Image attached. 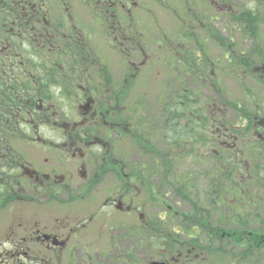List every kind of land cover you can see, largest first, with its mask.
Segmentation results:
<instances>
[{"label": "flooded vegetation", "instance_id": "obj_1", "mask_svg": "<svg viewBox=\"0 0 264 264\" xmlns=\"http://www.w3.org/2000/svg\"><path fill=\"white\" fill-rule=\"evenodd\" d=\"M231 1L0 0V264H231L232 254L248 264L252 248L264 264V177L257 219L230 217L247 212L254 185L242 168L247 145L264 154V104L249 100L240 113L216 90L234 77L247 97L246 80L264 95L263 50L257 60L241 51L234 74L232 40L217 32L216 23L231 26ZM199 31L223 50L219 58L201 49ZM153 83L159 106L148 108ZM199 86L218 101L185 109L184 97L201 100ZM202 111L206 159L229 192L198 218L189 202L178 209L173 181L184 185V163L198 160L184 125ZM224 158L238 171L222 167ZM232 244L244 245L240 255Z\"/></svg>", "mask_w": 264, "mask_h": 264}, {"label": "rangeland", "instance_id": "obj_2", "mask_svg": "<svg viewBox=\"0 0 264 264\" xmlns=\"http://www.w3.org/2000/svg\"><path fill=\"white\" fill-rule=\"evenodd\" d=\"M243 1V0H242ZM231 4L233 6V10L234 11H241V10H245V9H249L251 7H253V2L250 0H244L243 2H240L239 0H232ZM155 8L158 10V6L155 5ZM223 21V20H222ZM261 21L259 23V31H258V38L256 39V41H254L251 37H249V35L245 32V29L242 26H239V21L238 20H231V24H235L236 28H233V26H229L228 30H225V26L223 23H216V29L217 32L220 33V35L226 37L227 39H231L232 40V47H233V51H232V66L231 69L234 73V71H237V73H239L240 69L239 67L235 66V58L241 56L240 53L241 51L244 52L245 54H250L254 59H255V54L251 51V49H262L263 50V54H264V15L263 13H261ZM199 37H198V43L202 44L199 45L201 47V49H204L206 52H209L210 56L215 55L216 58H219V55L223 52V50L221 48L217 47V44H213L211 41H209L208 39L205 38V34L204 31H199L198 32ZM205 40V41H204ZM259 46H263V48H260ZM253 47V48H252ZM240 50V52H238ZM263 56V55H262ZM217 65H219L218 61L216 60ZM216 70H223V67H217ZM235 74V73H234ZM245 84H249L252 87V94L249 95L250 97H252L250 99V97H247L246 93H244L241 90L240 84L238 83V81L233 77V78H228L225 77L223 82L219 83L216 85V90L217 92H219L218 94L221 96V98H223L224 95L227 96L226 99L231 100V108L232 109H237V105H241L242 103H248V105L250 106L251 104H249V100H251L252 106H256L257 104H264V95H258L257 91L259 90V88H257L256 85H254L250 80H246ZM190 85L192 88H194V85L192 84H188ZM144 88V86H143ZM142 87H140V89H143ZM189 89H191L190 87H188ZM137 91H141V90H137ZM161 89H160V85L159 83H153L149 88H147V98L145 99V105L146 107L148 106V108H156V105H158V101H157V96L159 95ZM260 94V93H259ZM198 96H200L201 100L203 101H211L210 99H215V101H218L217 99H219V97L216 95V93L210 89V87H205V89H202L201 86L198 87V92L197 94ZM263 98V99H262ZM213 101V100H212ZM163 107V106H162ZM159 108V107H158ZM245 108H251V107H243ZM231 120L233 124H238L240 125L242 123L241 121V116L240 113H237L236 111H232L231 112ZM130 148V147H127ZM212 152V150L210 149L209 145H205L202 144L200 152ZM193 154V155H192ZM249 152L246 151V161L248 162V169H246V165H243V173H245V177L246 179H250V181L254 182V185L249 187V192L248 195H251L249 197H247V212H244L242 209L231 213L230 217L232 218H242V219H247V220H256L257 217L259 216V211H258V207L255 208L256 205H260L261 209H262V202L261 200H257L258 199V195L257 193L261 192V188L258 186L257 181L258 178L264 177V169L261 167L262 164H258V162H256V159L252 156H248ZM132 155H135L136 157L138 155H141L140 153H138L136 151V149L133 147L132 148ZM222 155V154H221ZM223 156V155H222ZM191 157H194V153H191ZM224 161L228 164V169L231 170L232 172H237L238 168H237V160L236 159H229V158H224ZM193 161H189V162H185L184 163V172H186L187 169H191V165ZM206 168L209 167V165H204ZM245 167V169H244ZM247 173V174H246ZM251 173V174H248ZM241 174V173H240ZM244 177V178H245ZM184 180V179H183ZM185 182V180H184ZM189 186H192L193 183L191 181H188ZM200 190L203 189V183L200 182L199 185ZM192 190V188L190 189ZM214 194V193H213ZM211 195L210 198H215L217 200V202L219 203V205L221 206L222 204V197L220 198H216V195ZM203 201L199 199V205L204 206L205 204H207V200L209 199V196L207 194H203ZM170 204L174 205L173 203L169 202ZM210 203V202H209ZM208 203V205H209ZM252 205V206H251ZM178 207V209H182L183 211H188L189 208H187V204L185 202L176 205ZM211 207V206H210ZM192 211V210H190ZM244 214V215H243ZM235 215H237L236 217H234ZM239 215L241 217H239ZM172 229L178 230L177 227H173ZM248 246L250 247V244H248ZM244 247L243 244H238V245H234L232 244V249L231 252L232 253H237L238 255H240L241 250ZM245 251V250H244ZM234 258L235 256L232 254V257H229L231 264H234ZM228 259V258H227Z\"/></svg>", "mask_w": 264, "mask_h": 264}, {"label": "trees", "instance_id": "obj_3", "mask_svg": "<svg viewBox=\"0 0 264 264\" xmlns=\"http://www.w3.org/2000/svg\"><path fill=\"white\" fill-rule=\"evenodd\" d=\"M240 2H243L242 0H239ZM253 2V7L249 9H245L240 12H233L232 14V19L238 20L239 25H242V27L245 28V32L251 37L254 41L258 38V31L260 29L259 23L261 21V13L264 15V0H250ZM237 13V14H236ZM233 27H235V24H232ZM258 52V51H256ZM248 57V56H247ZM249 60H255L253 57H248ZM243 60V57H237L235 58V66L240 68V61ZM179 102V101H178ZM177 100H172L171 103H174L172 105L171 103L168 104V109L171 108H177L178 104ZM207 103L206 101L203 100H195V99H190L189 97H184L183 98V107L185 109L187 108H196V107H204V104ZM246 105V104H245ZM244 106V104H243ZM242 106V107H243ZM206 107V106H205ZM245 107V106H244ZM246 107H250L248 104ZM243 110H249V108H242L241 111ZM245 113V111H243ZM199 121L198 124L196 122H192L189 120L188 122L185 123L184 125V140H193L197 141L198 140V145H193L190 143L189 148H188V154L191 155V153H194V157H198V160L196 159L195 162H193V166L197 168L195 170V174H197V177L195 179H192L189 175H191L192 172L188 173L187 171L184 173L183 180L184 185L179 186L177 185L176 180L173 181V186L175 188H178L180 192V196L185 202H189L191 206L195 208V211L197 212L198 218H204L206 212L208 213L213 209V206L217 204V200L215 198H210V196L216 195V198L218 199L219 197H224L225 193L229 192V187L227 185V179L225 176L222 175H217L214 173L219 172L218 170H215L212 168L211 163L212 160L206 159V155L212 156V152H200L202 144L209 145L207 143L208 140H211L210 138V131L206 127L208 124V114H206L204 111L199 113ZM198 135V137H197ZM248 137L253 140L254 137L250 133V129L248 130ZM210 146V145H209ZM212 146H210V149ZM198 150V151H197ZM247 152H249L248 156L254 157L256 159V162H258V156H264V154L260 151V149L255 146L248 144L247 145ZM193 155V154H192ZM224 156V154L222 153ZM221 155V157H222ZM225 161L221 160L220 165L224 167ZM209 165V167H205L204 165ZM227 171V170H224ZM232 172V171H231ZM191 181L193 183L192 186H189L188 181ZM200 182L203 183V189L200 190L199 185ZM251 187V186H249ZM192 188V190H190ZM249 192V188H248ZM203 194H207L209 196V199L206 201L207 204L204 206L199 205V199L203 201ZM204 202V201H203ZM210 202V203H209ZM209 203V205H208ZM225 204L223 201L221 205ZM211 206V207H210ZM188 218H192V216H188ZM251 255L253 254V248L249 250ZM256 263V262H255ZM257 264V263H256Z\"/></svg>", "mask_w": 264, "mask_h": 264}]
</instances>
